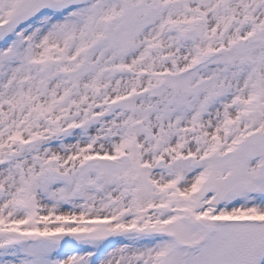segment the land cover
Wrapping results in <instances>:
<instances>
[{
	"label": "snow or ice",
	"instance_id": "1",
	"mask_svg": "<svg viewBox=\"0 0 264 264\" xmlns=\"http://www.w3.org/2000/svg\"><path fill=\"white\" fill-rule=\"evenodd\" d=\"M0 264H264V0H0Z\"/></svg>",
	"mask_w": 264,
	"mask_h": 264
}]
</instances>
